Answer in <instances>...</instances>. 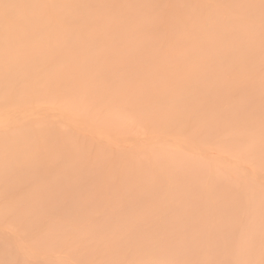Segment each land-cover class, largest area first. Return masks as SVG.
I'll use <instances>...</instances> for the list:
<instances>
[{"label":"bare ground","instance_id":"bare-ground-1","mask_svg":"<svg viewBox=\"0 0 264 264\" xmlns=\"http://www.w3.org/2000/svg\"><path fill=\"white\" fill-rule=\"evenodd\" d=\"M0 264H264V0H0Z\"/></svg>","mask_w":264,"mask_h":264}]
</instances>
